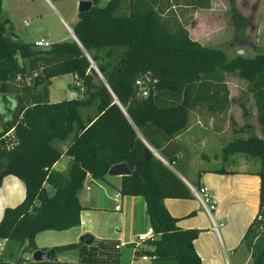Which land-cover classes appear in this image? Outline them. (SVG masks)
Wrapping results in <instances>:
<instances>
[{
  "label": "trees",
  "instance_id": "16d2710c",
  "mask_svg": "<svg viewBox=\"0 0 264 264\" xmlns=\"http://www.w3.org/2000/svg\"><path fill=\"white\" fill-rule=\"evenodd\" d=\"M77 12L72 31L77 38L52 42L48 47L7 38L0 14V95L14 100L0 127V181L13 174L24 184V196L3 207L0 238L25 241L35 249L33 237L42 229H64L79 222L81 204L76 196L86 173L102 179L108 167L125 162L131 169L120 176V194L143 197L149 225L155 235L134 255L146 254L152 264H200L192 241L195 227H180L177 216L166 209L164 197H191L184 176L187 155L170 158L162 143L186 124L187 112L196 105L222 112L230 102L225 73L236 72L246 80L255 108L259 134L235 135L220 147V159L234 163V153L264 159V51L251 56L235 54L225 59L216 47L203 45L189 36L185 25L173 14H164L174 3L191 9L208 8L210 0H107ZM1 5V0H0ZM235 22L241 18L232 14ZM106 48L103 55L98 50ZM20 58H18V57ZM104 79L94 84L95 70ZM103 58H106L103 60ZM72 73L81 95L49 101L52 76ZM147 74L146 94L134 85ZM109 87V89L105 86ZM117 102L113 101V96ZM85 94V97L83 96ZM95 103L96 114L83 122L79 107ZM13 128L14 138L6 134ZM63 151L53 144L71 134ZM144 139L167 161L150 154L141 161V176L133 169L141 158ZM178 148L173 152H177ZM65 154L69 162L62 170L52 164ZM214 171H229L218 167ZM259 176L258 204L264 195V171ZM197 188L198 186H195ZM49 188V189H48ZM260 212L261 220H256ZM249 254L248 264H264V210L257 206L241 234ZM71 242L54 250L79 247V259L91 262L108 256L110 245ZM105 256H103L105 258ZM52 260L35 261L45 264ZM104 264H117L105 260Z\"/></svg>",
  "mask_w": 264,
  "mask_h": 264
},
{
  "label": "crops",
  "instance_id": "0c3cea01",
  "mask_svg": "<svg viewBox=\"0 0 264 264\" xmlns=\"http://www.w3.org/2000/svg\"><path fill=\"white\" fill-rule=\"evenodd\" d=\"M78 1L1 0L0 14L7 20L2 27V35L31 43L33 47H39L33 45V42L38 39H45L50 43L73 39L69 29L72 31V26L77 20ZM100 1L98 5H104L107 0ZM106 48L99 49L98 54L103 55ZM105 59L103 58V60ZM70 74L73 86L76 87L74 82L76 78L72 73ZM55 76L50 78V83ZM92 81L94 84L98 83L95 77L92 78ZM78 90L81 94L82 88L79 87ZM48 100L54 101L49 97ZM95 103L96 101H93L89 105L79 107L83 122L87 123L95 116ZM198 106L200 105L188 110L186 124L173 135L172 142L162 143L160 147L164 148V153L170 158L178 159L187 155L184 176L175 172L188 187H194V185L206 187L208 196L214 202V210L212 209L214 216L211 211L209 213L205 211L192 191L191 197H164L163 203L171 215L178 217L176 221L178 226L198 229L192 244L200 258V264H230L228 254L233 253L236 244L231 235L238 229L242 234L248 225H246L247 221H244V206L248 204L252 186L259 187V176L256 169L251 170L247 167H239V169L224 167L229 171L223 172L214 171L218 167H202L197 168L195 170L197 174L192 175L196 165V160L194 161L193 158L198 160L197 165H201V162H208L210 159V155L201 148H210L219 135L227 132V126L223 123L225 117L221 119V122L218 121L215 116L217 112L210 111L203 105L206 113L200 114L196 111ZM194 111L196 112L191 117L190 114ZM71 135L72 133L64 140H55L53 144L58 150L63 151ZM142 140L146 142L144 139ZM177 148V152L174 153L173 151ZM153 149L159 158L167 164L166 159L155 148ZM211 156L215 160L220 159L217 153H212ZM57 160L52 164V168L55 167ZM120 176L105 173L102 179H96L87 174L83 179L82 187L77 192L81 204L79 222L64 229H42L36 232L33 237L35 248L47 250L53 249L56 245L78 242L81 235L88 233L92 236V240L84 244L92 243L94 245L97 241L106 242L111 246L112 253L109 250L108 256L102 255L97 260L84 262L79 259L78 246L60 250L53 249V256L47 259L52 261L45 264H104L105 260L124 264L121 253L124 248L128 249L126 252L128 259L125 264H152L149 259L141 261L134 257L133 241L135 236L139 232H143L149 226V222L141 195L120 194L118 201L114 199V194L119 191ZM84 184L89 185L87 198H85ZM23 196L24 184L22 180L13 174L3 175L0 181V217L4 206L14 205ZM233 201L236 202V205H233ZM116 203L119 204V207L114 209L113 206ZM222 219H225L227 223H224ZM231 219L234 221L231 224L233 231L228 228V222ZM7 241V239L0 238V261L5 259L2 244ZM23 243L25 244V241ZM115 244L119 246L115 247ZM26 264L36 263L32 260Z\"/></svg>",
  "mask_w": 264,
  "mask_h": 264
},
{
  "label": "rangeland",
  "instance_id": "374dc122",
  "mask_svg": "<svg viewBox=\"0 0 264 264\" xmlns=\"http://www.w3.org/2000/svg\"><path fill=\"white\" fill-rule=\"evenodd\" d=\"M99 1L97 4H99ZM101 4V1H100ZM235 12L236 17L241 18L239 23L235 22L232 14ZM167 15H174L180 22H182L191 38L196 39L203 45H208L220 49L225 57L229 59L235 54H242L251 56L256 52L264 51V0H210L208 8H195L182 4H172L167 11ZM18 57V56H17ZM19 58V57H18ZM20 59V58H19ZM93 68V67H92ZM94 69V68H93ZM95 80L98 82L104 79L94 71ZM226 85L229 91L230 102L224 109V112H217L215 115L218 121L227 126V132L219 135L214 144L210 148H201L203 151L210 155L208 162H201V165H196L193 169V174L197 168L202 167H229L239 169V167L257 170L259 167L264 171V159L260 160L256 157H244L240 153H234V163L222 162L219 158L214 159L212 153H220V146L227 140L235 135L246 137L250 134H259L257 129V120L255 116V108L252 102L250 93L246 89V80L240 77L235 71L225 73ZM81 95L77 87L73 86V79L70 73L58 74L52 78L51 83L48 85V97L51 100H58L61 98H71ZM85 97V94H83ZM14 100L11 96L0 95V127L2 120L9 114V109L12 108ZM201 104L196 108L200 114H205V105ZM192 112L190 116L196 112ZM214 112V111H213ZM224 115V116H223ZM232 128V129H231ZM58 141V140H57ZM59 145V143H58ZM199 150V148H198ZM195 151V148H193ZM220 157V156H219ZM68 160V161H67ZM65 161H67L65 163ZM193 161V162H194ZM69 162L67 155L62 156L57 160L54 169H64ZM237 162V163H236ZM196 167V168H195ZM97 179V178H96ZM258 188L252 186L250 190V198L248 204L244 206V221L246 225L254 216L258 206ZM236 205V202H232ZM214 210V209H213ZM213 210H210L214 216ZM243 212V211H242ZM241 216V215H240ZM227 223L225 219H222ZM229 229H232L233 219L229 220ZM240 230L232 232V239L236 241L233 253L228 254L230 264H248L249 254L240 239ZM3 243V257L4 261L0 264H26L33 259L30 256L26 244H19L14 239H7ZM128 249H122V261L127 262ZM112 253V249L110 250ZM27 258V259H26ZM137 260H140L139 257ZM6 261V262H5Z\"/></svg>",
  "mask_w": 264,
  "mask_h": 264
},
{
  "label": "built area",
  "instance_id": "2783aa9c",
  "mask_svg": "<svg viewBox=\"0 0 264 264\" xmlns=\"http://www.w3.org/2000/svg\"><path fill=\"white\" fill-rule=\"evenodd\" d=\"M69 31H70L71 36L73 37V39L77 43H79L78 40H77V38L72 33L71 29H69ZM50 44L51 43L48 40H45V39H38V40H35L33 42V45L39 46V47H42V48L48 47ZM88 59H90V58H88ZM89 65H90V62H89ZM147 79H148L147 74H145L143 77H136L134 79V85L137 87L138 94H140V95H145L146 94L145 84L147 82ZM74 82H75V85H79V81L78 80L75 79ZM6 134L9 136V138H14L13 128L12 127L9 128L7 130V132H6ZM87 174H89V173H86V175ZM83 188H84L85 198H87L88 197V191H89V185L88 184H84L83 185ZM190 189H191L192 193L199 199V201L203 205L205 211L207 213H209L210 210H212L214 208V202L208 196L206 187L203 186V185L198 186L197 188H195L193 186H190ZM119 196H120V192L117 191L114 194V199L116 201H118ZM258 206H259L260 210H264V195L262 196V199H261L260 203L258 204ZM113 207H114V209H117L119 207V204L116 203V204H114ZM255 219L256 220H261L262 219V215H261L260 212L256 213ZM154 237H155V235L153 233L152 227L150 225L147 226V228L143 232H139L138 234H136L135 239L133 241V244H134L133 245V249H138L139 247L146 246L147 242L148 241H152L154 239ZM118 246L119 245L115 244V247H118ZM134 257L135 258H138L139 257V259L141 261H144V260H148L149 259V257L146 254H144V253L143 254H139V255H134Z\"/></svg>",
  "mask_w": 264,
  "mask_h": 264
},
{
  "label": "water",
  "instance_id": "95a60500",
  "mask_svg": "<svg viewBox=\"0 0 264 264\" xmlns=\"http://www.w3.org/2000/svg\"><path fill=\"white\" fill-rule=\"evenodd\" d=\"M90 4H91L90 0H79L78 10L79 11L86 10L89 8ZM89 62H90V66H92L94 70L97 72V74L101 76V68L96 67L93 64V61L90 59H89ZM105 86L109 89L107 84H105ZM112 96H113V101L118 103L115 96L113 94ZM150 154H153L159 158L158 154L154 151V149L150 145H148L146 142L143 141L142 156L141 158L136 159L134 168H133L140 176H141V168H140L141 161L146 159ZM130 171L131 169L126 165L125 162H116V163L111 164L108 167L106 173L109 175H123V174H128ZM76 196L78 197V193L76 194ZM79 240L85 243H89L92 240V236L88 233H84L83 235H81ZM29 253H30L31 258L34 261L47 260L53 256V249L49 248L47 250H40L38 248H35L33 250H29Z\"/></svg>",
  "mask_w": 264,
  "mask_h": 264
}]
</instances>
